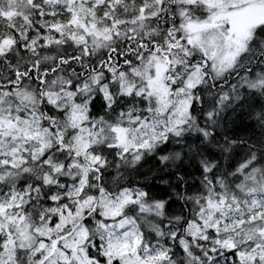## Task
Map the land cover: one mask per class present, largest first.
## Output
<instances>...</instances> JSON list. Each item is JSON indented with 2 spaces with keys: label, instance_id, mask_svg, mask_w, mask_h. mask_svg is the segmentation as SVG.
<instances>
[{
  "label": "snow or ice",
  "instance_id": "6c2138e0",
  "mask_svg": "<svg viewBox=\"0 0 264 264\" xmlns=\"http://www.w3.org/2000/svg\"><path fill=\"white\" fill-rule=\"evenodd\" d=\"M0 264H264V0H0Z\"/></svg>",
  "mask_w": 264,
  "mask_h": 264
}]
</instances>
